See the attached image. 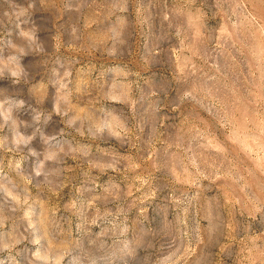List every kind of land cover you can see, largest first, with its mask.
<instances>
[{"label": "rangeland", "instance_id": "374dc122", "mask_svg": "<svg viewBox=\"0 0 264 264\" xmlns=\"http://www.w3.org/2000/svg\"><path fill=\"white\" fill-rule=\"evenodd\" d=\"M0 264H264V0H0Z\"/></svg>", "mask_w": 264, "mask_h": 264}]
</instances>
